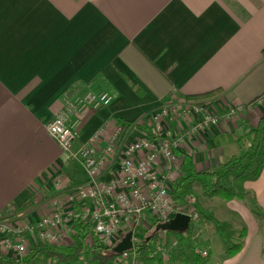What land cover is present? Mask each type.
<instances>
[{
    "label": "crops",
    "instance_id": "obj_1",
    "mask_svg": "<svg viewBox=\"0 0 264 264\" xmlns=\"http://www.w3.org/2000/svg\"><path fill=\"white\" fill-rule=\"evenodd\" d=\"M263 48L264 0H0V212L17 208L38 188L50 194L56 174L62 192L85 182L44 127L63 92L110 95L107 106L75 116L78 142L96 134L104 142L116 120L136 122L162 101L181 104L217 89L198 101L213 112L255 100L264 94ZM249 106L185 136L175 155L199 171L240 153L250 141L244 128L264 113V99ZM186 122L177 118L174 131L185 135ZM142 137L129 129L122 143ZM243 187L264 212V166ZM222 201L245 233L231 256L211 257L205 247L207 264H264L261 219L249 211L250 197Z\"/></svg>",
    "mask_w": 264,
    "mask_h": 264
},
{
    "label": "built area",
    "instance_id": "obj_2",
    "mask_svg": "<svg viewBox=\"0 0 264 264\" xmlns=\"http://www.w3.org/2000/svg\"><path fill=\"white\" fill-rule=\"evenodd\" d=\"M60 100V109L44 127L65 160L82 171L85 182L62 192L57 188L61 175L56 174L41 212L32 209L17 214H13L12 209L0 212V250L10 252L9 257L18 261L37 241L51 246L69 242L70 238L66 237L72 233V221L82 216L90 226L96 244L108 250L125 232L131 231V250L115 254L111 264H144L134 248L144 240L150 219L155 218L160 223L182 214L194 225L202 217L192 195L184 196L178 204L171 198V181L179 174L181 163L174 149L180 147L185 136L237 117L239 112L250 108V104L235 105L208 112V107L198 101L185 99L176 104L166 100L135 122L146 125L152 139L142 133V138L131 142L123 144L124 137L117 142L120 127L116 124L104 142L96 134L88 143H81L77 140L79 121L76 114L85 108L95 111L107 106L111 97L102 91L85 90L81 94L65 91ZM177 118L187 120L185 135L173 129ZM109 171L112 175L105 178ZM38 189L36 199L48 192ZM158 232L155 252L164 260L171 245L165 240L164 231ZM84 243L90 245L91 240L86 238ZM200 252L203 256L206 254L204 250ZM77 264L93 262L79 255Z\"/></svg>",
    "mask_w": 264,
    "mask_h": 264
},
{
    "label": "trees",
    "instance_id": "obj_3",
    "mask_svg": "<svg viewBox=\"0 0 264 264\" xmlns=\"http://www.w3.org/2000/svg\"><path fill=\"white\" fill-rule=\"evenodd\" d=\"M261 53L264 55V48L261 50ZM217 91L215 89L200 95L184 98L190 101L201 100L214 95ZM263 95L248 102V104H252L253 101L261 99ZM115 124L120 127L117 142L123 139L126 131L129 129H135L146 135L149 139L153 138L146 125L121 120H116ZM244 129H247L246 134L250 137L248 145L240 153L231 155L225 161L218 163L210 169L193 171L188 159L181 160L179 174L171 181V198L174 203L178 204L183 200L184 196L191 195L192 186L195 183L200 189L201 196L207 198L219 197L225 201H240L249 196L248 209L250 213L264 220V212L257 206L254 198L243 187L245 182L256 180L264 166V113L252 128L245 126ZM44 199L45 196H42L37 200L35 194H33L20 206L12 209V213L17 214L29 211ZM197 209H199L198 206ZM202 219H206L213 224L215 233L220 236L222 242L226 245L223 252L226 257L233 255L241 248V239L245 233L243 228L234 235L231 232L221 229L218 222L213 220L206 212H202ZM85 220L84 217L79 216L72 221L70 243L64 249H58L47 243L37 241L30 246L20 261L14 257L5 256L0 252V264H77L79 255H83L85 259L90 258L93 264H111L115 254L96 244L93 238V232ZM157 223V219H150V228L145 233V237L150 238L147 241L142 240L134 248L141 262L144 264L208 263V253L206 252L204 256L201 255L196 240L190 237L194 227L192 222L184 232H168L172 236L178 237L179 244L175 247L172 245L168 247L166 258L162 260L155 252V241L159 232L152 234V230ZM164 233L166 234L167 232L164 231ZM234 236L236 240L233 238ZM86 238L91 240L90 245L84 243ZM231 239H234L235 242L230 243ZM151 254L152 257H150Z\"/></svg>",
    "mask_w": 264,
    "mask_h": 264
},
{
    "label": "rangeland",
    "instance_id": "obj_4",
    "mask_svg": "<svg viewBox=\"0 0 264 264\" xmlns=\"http://www.w3.org/2000/svg\"><path fill=\"white\" fill-rule=\"evenodd\" d=\"M262 99H264V95L261 98V100ZM193 101H199V100H193ZM191 195H192V199L197 200V203H200V205L203 208L208 209L209 211L212 212L210 216L213 218V220L218 222V225L220 226L221 229L231 232L234 235L237 234V232L240 230L239 229L240 225L238 221L234 218V216L230 212H228V210H225L224 206L222 205L223 199L219 197L207 198L201 196L200 189L198 185L195 183L192 186ZM44 196L46 198L48 195L44 193ZM245 203L246 202L244 201L243 204ZM38 205L39 204H36V206ZM33 209L35 210V206ZM247 225H248V232H250L252 225L250 222H248ZM258 231L261 238L263 239V252H264V220H261V222L259 221ZM165 232H167L165 236L166 238L165 240L169 243V245H172L173 247L177 246L179 244L178 237L172 236L171 234L168 233L169 231H165ZM190 237L196 240L199 249L200 247H202L203 250H208L205 248L208 247L211 251V257L220 256L221 254H223L224 249L226 247V245L222 242L220 236L215 233L213 224L207 221L206 219L204 220L200 219L196 224H194L193 231L191 232ZM66 238L68 239L70 237H66ZM233 238L236 240L235 236ZM234 239H231L230 243H234L235 242ZM241 243H242V239H241ZM54 247L60 249V247L58 246H54ZM149 264H154V263H149Z\"/></svg>",
    "mask_w": 264,
    "mask_h": 264
},
{
    "label": "water",
    "instance_id": "obj_5",
    "mask_svg": "<svg viewBox=\"0 0 264 264\" xmlns=\"http://www.w3.org/2000/svg\"><path fill=\"white\" fill-rule=\"evenodd\" d=\"M189 225V217L182 214H176L169 220L157 223L152 234L158 231H171V232H184ZM131 231H127L123 234L120 240L110 248V252L113 254H119L125 250H131ZM150 237H145L144 241H147Z\"/></svg>",
    "mask_w": 264,
    "mask_h": 264
}]
</instances>
